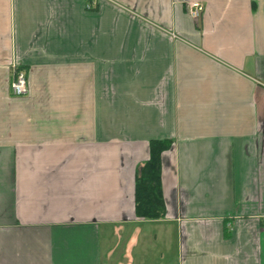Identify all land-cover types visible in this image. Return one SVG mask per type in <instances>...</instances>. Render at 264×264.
Listing matches in <instances>:
<instances>
[{
	"label": "crops",
	"instance_id": "1",
	"mask_svg": "<svg viewBox=\"0 0 264 264\" xmlns=\"http://www.w3.org/2000/svg\"><path fill=\"white\" fill-rule=\"evenodd\" d=\"M0 264H264V0H0Z\"/></svg>",
	"mask_w": 264,
	"mask_h": 264
},
{
	"label": "trees",
	"instance_id": "2",
	"mask_svg": "<svg viewBox=\"0 0 264 264\" xmlns=\"http://www.w3.org/2000/svg\"><path fill=\"white\" fill-rule=\"evenodd\" d=\"M172 141H149V159L139 168L135 177V214L144 219H158L165 215L161 193L160 157L171 147Z\"/></svg>",
	"mask_w": 264,
	"mask_h": 264
},
{
	"label": "built area",
	"instance_id": "3",
	"mask_svg": "<svg viewBox=\"0 0 264 264\" xmlns=\"http://www.w3.org/2000/svg\"><path fill=\"white\" fill-rule=\"evenodd\" d=\"M189 15L193 19L200 18L203 12V6L201 3L196 1L185 2ZM9 91L12 96L15 97H26L28 96V85L26 74L23 70L13 65L11 71V78L9 82Z\"/></svg>",
	"mask_w": 264,
	"mask_h": 264
},
{
	"label": "rangeland",
	"instance_id": "4",
	"mask_svg": "<svg viewBox=\"0 0 264 264\" xmlns=\"http://www.w3.org/2000/svg\"><path fill=\"white\" fill-rule=\"evenodd\" d=\"M110 244L111 245H113V240L110 242ZM106 245V244H105ZM104 245V246H105ZM157 245H159V244H157ZM157 245H155V247L152 249V250H154L155 252L157 251ZM112 260V259H111ZM152 261V259L150 260V258L148 259V262H151Z\"/></svg>",
	"mask_w": 264,
	"mask_h": 264
}]
</instances>
